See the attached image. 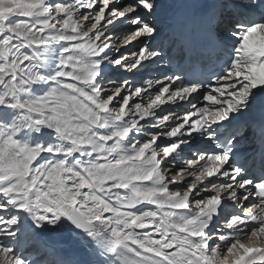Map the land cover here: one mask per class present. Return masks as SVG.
I'll return each instance as SVG.
<instances>
[{"label": "snow or ice", "instance_id": "1", "mask_svg": "<svg viewBox=\"0 0 264 264\" xmlns=\"http://www.w3.org/2000/svg\"><path fill=\"white\" fill-rule=\"evenodd\" d=\"M0 264H264V0H0Z\"/></svg>", "mask_w": 264, "mask_h": 264}]
</instances>
